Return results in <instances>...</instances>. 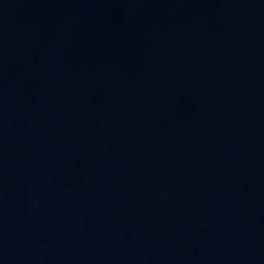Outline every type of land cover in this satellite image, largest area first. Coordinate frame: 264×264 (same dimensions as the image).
I'll use <instances>...</instances> for the list:
<instances>
[{"label":"water","instance_id":"water-1","mask_svg":"<svg viewBox=\"0 0 264 264\" xmlns=\"http://www.w3.org/2000/svg\"><path fill=\"white\" fill-rule=\"evenodd\" d=\"M0 264H264V0H0Z\"/></svg>","mask_w":264,"mask_h":264}]
</instances>
